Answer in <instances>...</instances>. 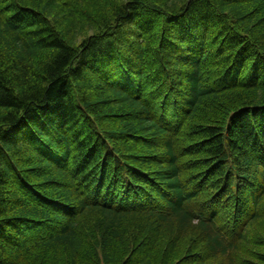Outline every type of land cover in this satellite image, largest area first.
Wrapping results in <instances>:
<instances>
[{
    "label": "trees",
    "instance_id": "16d2710c",
    "mask_svg": "<svg viewBox=\"0 0 264 264\" xmlns=\"http://www.w3.org/2000/svg\"><path fill=\"white\" fill-rule=\"evenodd\" d=\"M0 264H264V0H0Z\"/></svg>",
    "mask_w": 264,
    "mask_h": 264
}]
</instances>
